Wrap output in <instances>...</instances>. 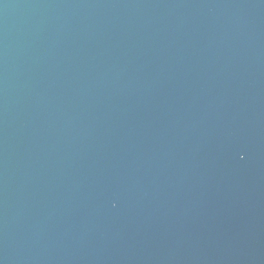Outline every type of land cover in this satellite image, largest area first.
Wrapping results in <instances>:
<instances>
[{"label": "water", "instance_id": "95a60500", "mask_svg": "<svg viewBox=\"0 0 264 264\" xmlns=\"http://www.w3.org/2000/svg\"><path fill=\"white\" fill-rule=\"evenodd\" d=\"M0 264H264V0H0Z\"/></svg>", "mask_w": 264, "mask_h": 264}]
</instances>
